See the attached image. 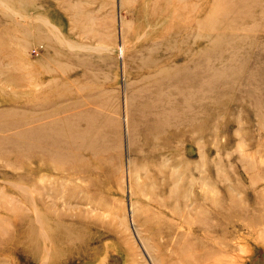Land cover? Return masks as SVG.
<instances>
[{"label": "rangeland", "instance_id": "obj_1", "mask_svg": "<svg viewBox=\"0 0 264 264\" xmlns=\"http://www.w3.org/2000/svg\"><path fill=\"white\" fill-rule=\"evenodd\" d=\"M145 248L264 264V0H0V264Z\"/></svg>", "mask_w": 264, "mask_h": 264}, {"label": "bare ground", "instance_id": "obj_2", "mask_svg": "<svg viewBox=\"0 0 264 264\" xmlns=\"http://www.w3.org/2000/svg\"><path fill=\"white\" fill-rule=\"evenodd\" d=\"M147 28V27H146ZM150 40V39H149ZM66 44V43H65ZM188 80V79H187ZM188 82H189V80H188ZM201 84H203V86H204V81L203 80H201ZM60 132V131H59ZM62 133V134H61ZM61 133H59L58 135L59 136H64V137H69L70 138V136H69V134H70V132H69V130L67 129V130H65V131H62ZM35 134V135H34ZM32 135H34L33 137H32V139L33 140H36V144H34L35 145V147H41L40 145H39V140H44V139H46V138H48V137H51V136H45L43 133H40V131L39 130H36L35 132L34 131H32ZM55 153H57V152H55ZM38 154H40V155H42V158H43V156H44V153H38ZM38 157V155H37V153L36 154H34L33 156H32V158H37ZM44 165H46V166H44L46 169H47V166L51 169V170H53V169H56L55 167H52V166H50V165H47V164H44ZM48 170V169H47ZM37 216V215H36ZM191 222H192V220H191ZM181 226L183 227V225L182 224H180V225H178V227L176 228V230H173V228L171 229V234L169 233V235L168 236H172V234L174 233L175 235V237L177 238V236H178V234L179 233H177L179 230L178 229H180L181 228ZM39 231V230H38ZM192 231V230H191ZM194 232V231H193ZM262 234V233H261ZM137 239V238H136ZM45 241V240H44ZM137 241V240H136ZM109 244V243H108ZM173 243H171V245H172ZM49 246V245H48ZM141 247V246H140ZM144 251V250H143ZM41 252H43V251H41ZM171 252V251H170ZM174 253H175V250H174V248H173V252L171 253V255L173 254L174 255ZM160 254V253H159ZM191 254V253H190ZM143 255V254H142ZM42 256V255H41ZM144 256H145V258H146V260H147V262H148V264H154V258H153V255L150 253V251L148 250V249H146L145 248V251H144ZM166 256V255H165ZM194 256H196V255H194ZM193 257V256H192ZM188 258V257H187ZM187 258H184L183 259V261H182V264H204L203 263V260H201L200 258H194V259H187ZM43 260V259H42ZM163 261L165 262V261H167L166 260V258L164 257L163 258ZM170 261V260H169ZM162 264V263H161ZM207 264V263H206Z\"/></svg>", "mask_w": 264, "mask_h": 264}]
</instances>
